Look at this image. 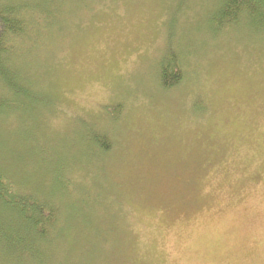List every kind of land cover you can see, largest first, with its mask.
Masks as SVG:
<instances>
[{"label":"rangeland","instance_id":"obj_1","mask_svg":"<svg viewBox=\"0 0 264 264\" xmlns=\"http://www.w3.org/2000/svg\"><path fill=\"white\" fill-rule=\"evenodd\" d=\"M84 1L38 16L56 44L22 58L33 98L0 128L1 160L59 209L47 264H264L261 35L207 37L219 0ZM168 49L185 62L164 90Z\"/></svg>","mask_w":264,"mask_h":264},{"label":"trees","instance_id":"obj_2","mask_svg":"<svg viewBox=\"0 0 264 264\" xmlns=\"http://www.w3.org/2000/svg\"><path fill=\"white\" fill-rule=\"evenodd\" d=\"M79 0H0V128H10L8 118L12 103L22 97L32 99L33 84L24 73L22 58L37 55L43 48L56 44L49 40L38 16L49 21L60 15V7ZM85 4L86 2L82 0ZM89 1V0H88ZM212 8L210 20H205L207 37L217 39L239 28L256 30L264 40V0H219ZM88 9L81 11L83 14ZM31 18L27 19L26 18ZM35 18L37 20H35ZM42 26L43 29H39ZM258 36V38H259ZM208 38V40L210 39ZM20 43V45H19ZM35 45H34V44ZM24 44H27L25 46ZM31 47L30 49H27ZM24 53V54H23ZM159 64V83L164 90L176 87L182 79L184 60L177 62L174 51H164ZM27 56V57H28ZM181 66V67H180ZM120 105V104H119ZM114 110L117 117L121 107ZM117 117H113L114 124ZM6 118V119H5ZM111 120V119H110ZM90 139V149L111 148L109 139L97 132ZM15 138V137H14ZM16 140V138H15ZM17 141V140H16ZM65 177V184L69 183ZM40 201V195L20 180V173L0 158V264H47L51 251L50 236L56 234L59 209L57 204ZM44 202V204L42 203ZM49 264V263H48Z\"/></svg>","mask_w":264,"mask_h":264}]
</instances>
